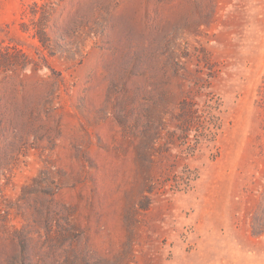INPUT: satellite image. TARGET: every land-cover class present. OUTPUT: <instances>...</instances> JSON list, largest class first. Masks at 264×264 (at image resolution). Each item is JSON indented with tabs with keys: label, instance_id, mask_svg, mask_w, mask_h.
Listing matches in <instances>:
<instances>
[{
	"label": "rangeland",
	"instance_id": "rangeland-1",
	"mask_svg": "<svg viewBox=\"0 0 264 264\" xmlns=\"http://www.w3.org/2000/svg\"><path fill=\"white\" fill-rule=\"evenodd\" d=\"M0 264H264V0H0Z\"/></svg>",
	"mask_w": 264,
	"mask_h": 264
}]
</instances>
